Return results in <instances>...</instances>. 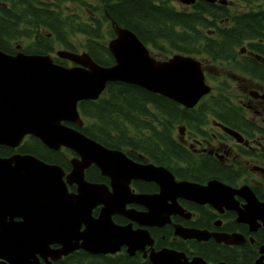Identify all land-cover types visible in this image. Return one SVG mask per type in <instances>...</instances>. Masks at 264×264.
<instances>
[{"label": "water", "instance_id": "95a60500", "mask_svg": "<svg viewBox=\"0 0 264 264\" xmlns=\"http://www.w3.org/2000/svg\"><path fill=\"white\" fill-rule=\"evenodd\" d=\"M180 1L191 4L195 0ZM114 30L115 36L106 44L114 59L109 66L96 63L85 51H56L72 66L55 63L49 54L0 51V145L15 147L30 134L51 149L64 146L79 155L67 175L69 183L77 184L76 194L67 192L61 179L63 172L57 166L32 155L0 157V264H40L36 254L58 260L77 248L93 254L115 253L123 244L133 254L135 240L144 231L115 225L111 215L122 213L141 223H150L155 216L151 203L156 198L149 195L135 199L145 203L148 212L125 213L124 204L133 201L126 199L127 182L140 173H149L151 179L160 182L162 194L175 190L185 196L190 192L197 200L210 202L220 193L215 182L206 186L170 185L166 169L134 163L120 150L108 149L78 129L83 121L77 103L97 99L108 82L134 84L186 108L195 106L211 91L195 57L174 54L166 60H156L132 30L118 25ZM92 163L119 182L114 193L108 194L103 187L84 180L83 170ZM98 204L103 207L94 218L91 210ZM14 217L20 220L14 221ZM178 233L198 240L210 235L197 229ZM55 242L60 248L51 250L49 244ZM150 261L202 264L200 257L188 262L168 250L151 253Z\"/></svg>", "mask_w": 264, "mask_h": 264}, {"label": "flooded vegetation", "instance_id": "af4514ba", "mask_svg": "<svg viewBox=\"0 0 264 264\" xmlns=\"http://www.w3.org/2000/svg\"><path fill=\"white\" fill-rule=\"evenodd\" d=\"M97 1L100 8L91 5L94 9H90L80 3H75L74 6L80 8L83 14L85 7L90 19L103 20L102 16L106 14L105 3L110 0ZM231 1L233 0H195L191 4H181L183 7L178 10L186 14L195 12V4L201 2L211 4L215 9H225V14H228L224 19H216L215 15L222 13H201L208 23L195 28L201 35L198 46L195 47L199 52L184 54L179 49H170L166 42H163V45L145 44L149 55L156 60H166L174 54L190 55L196 59L199 57L213 62L224 72L217 77L216 87L220 86L219 90L210 85L211 93L199 99L195 106L187 108L193 112L203 111L200 121L193 125L184 122L185 129L181 132L180 139H176L173 128V136L181 146L182 153L170 156L166 162L158 163L132 148L118 149L134 163L153 164L155 167L166 169L172 180L169 182L170 185L190 183L206 186L210 182H215L214 185L220 187L216 200L199 201L195 196H190V192H186L184 196L175 190L162 194L160 182L151 179L149 173H140L139 177H131L127 182L126 199L131 198L133 201L124 204L125 213L148 212L149 207L135 199L139 195H149L156 198L151 203L156 212L155 216L150 219V223H141V220L132 219L122 213L111 215L112 223L115 225L129 226L132 231H144L135 240L137 247L133 254L127 251L126 244L113 254L96 255L77 249L58 260H52L50 257L43 259L40 254H36L41 264H59L64 258L80 251L90 256L123 255L142 263L152 264L151 253L166 250L188 262L200 257L202 264H264V78L254 75L256 62L264 66V54L257 50L260 46L264 47V37L244 35L231 46L233 53L225 59L214 61L202 51L213 46V43L208 45L207 40L220 45H214L215 47L227 46L219 36V29L223 25L225 29H236L240 18L250 11L264 8L261 5L254 7L255 0H234L245 3L248 7L232 11L229 6ZM78 15L79 13L75 11L74 16ZM234 17L238 18L233 19ZM108 18L109 23H105L100 30L105 34H113L114 37V26L119 24L111 17ZM197 60L207 83L209 75L205 71L204 62ZM228 66H232V70L236 72L232 79L225 73ZM228 81L233 84V86L228 84L230 88H237L234 94L229 91L230 88L225 90V93L222 92L223 82ZM209 95H214L218 102L223 100L226 107L208 108L203 105ZM68 125L75 127L73 124ZM99 143L106 148L117 149ZM32 147L41 153L45 151L43 148H46L60 153V156L58 159L51 156L46 158V155L41 157L29 150ZM15 154L32 155L45 164L57 166L63 172L61 179L67 192L77 193V184L69 183L67 180V175L74 167L73 161L79 159L75 151L64 146L51 149L38 138L27 134L15 147L0 145V157L8 158ZM83 174L85 181L103 187L108 194L114 193L116 186H119L117 180L104 175L94 163L86 167ZM102 207V204L96 205L91 210V216L98 217ZM13 220L19 221L20 218L14 217ZM82 229L83 225L80 227V230ZM186 229L204 230L210 235L207 239L200 240L184 238L178 232ZM49 247L55 250L60 248V245L55 242L49 244Z\"/></svg>", "mask_w": 264, "mask_h": 264}, {"label": "trees", "instance_id": "16d2710c", "mask_svg": "<svg viewBox=\"0 0 264 264\" xmlns=\"http://www.w3.org/2000/svg\"><path fill=\"white\" fill-rule=\"evenodd\" d=\"M66 1L81 2L0 0V50L13 54L16 52V42H26L22 45L23 52L48 54L60 42L65 49L77 52L73 36L81 33L85 37L83 47L92 59L99 64L110 65L113 58L103 42L106 37L100 28L109 23L108 17H111L116 24L132 30L144 44L163 45L166 42L170 49L193 54L199 52L195 47L201 38L195 28L208 23L201 13H222L215 15L216 19L228 16L225 9H215L213 5L203 2L195 4V12L186 14L175 5L160 0H110L105 3L103 20L92 18L90 22L81 19L75 21V16L67 10ZM61 8L65 10L64 13H60ZM238 21L236 29H225L224 25L219 29V36L227 46L215 47L218 45L215 41L207 40V44L213 43V46L202 51L214 61L225 59L233 53L231 46L244 35L264 37V8L250 11ZM257 50L264 54V47L260 46ZM254 75L264 78V66L256 62ZM203 105L208 108L226 107L225 102H218L214 95H209ZM79 109L85 119V125L81 128L85 135L112 148H132L158 163L182 153L181 146L173 136L174 124L188 122L193 125L200 121L203 113L189 111L171 99L119 81L107 83L103 96L95 101L81 102ZM43 149L45 151L42 153L34 147L29 150L41 157L46 155V158L51 156L58 159L60 156L58 152ZM59 264L149 263L123 255L90 256L80 251L64 258Z\"/></svg>", "mask_w": 264, "mask_h": 264}, {"label": "rangeland", "instance_id": "374dc122", "mask_svg": "<svg viewBox=\"0 0 264 264\" xmlns=\"http://www.w3.org/2000/svg\"><path fill=\"white\" fill-rule=\"evenodd\" d=\"M162 2H168V3H171L173 5H175V7L177 9L179 8H182L183 6L181 4V1L180 0H160ZM67 3V9L70 11V14L73 13L72 15H74L75 11H77L79 13V15L77 17H75V21H80V19L82 21L84 20H88L90 22V18H88V11L86 10L85 7H90V9H94V6H91V5H95V7H99L100 8V4L97 0L93 1V0H81V2H78L80 3L82 6H85L84 7V11L85 13L83 14V12L80 10V8H76L74 5H76L75 3L77 2H73V1H66ZM65 3V4H66ZM90 6H89V4ZM93 3V4H92ZM258 5H261L264 7V0H255L253 6L254 7H257ZM229 6L231 8L232 11L234 10H241V9H246L248 6H246L245 3H241V2H238V1H231L229 2ZM65 10L63 8L60 9V13H64ZM92 22V21H91ZM104 36L106 37V40L107 38L109 37L108 34H105L104 33ZM103 38H101L100 40L102 41ZM106 40L105 38L103 39V42L106 43ZM73 41L76 42L75 43V46H76V51L77 52H83V51H86L83 47V44L85 42V37L83 34L81 33H76L74 36H73ZM18 46H20L21 44H24L26 42H16ZM62 45L60 44V42H57L56 45H55V48L53 49V52H51L50 54L52 56H55V52L58 50V49H62ZM194 56H196V54H194ZM197 59L201 60L204 62V65H205V71L208 73L209 77L207 79V83L209 85H211L213 88L219 90L220 89V86L217 88L216 85L218 84L217 83V77L221 74V73H224L220 68L219 66L216 64H214L213 62H210L208 60H202L201 58L197 57ZM226 74L230 75V79H232V75H235L236 72H234V70H232V66H228L226 71H225ZM220 83V82H219ZM228 84H230L231 86H233V84L230 83V81L227 82H223V87H222V92L225 93V90H229V86ZM215 91V90H214ZM232 94H234L235 91H237V88H230L229 90ZM216 92V91H215ZM229 92V93H230ZM231 94V96H232ZM179 127V128H178ZM174 132H175V136H176V139H180V136H181V132L185 129V124L184 123H175L174 126Z\"/></svg>", "mask_w": 264, "mask_h": 264}]
</instances>
